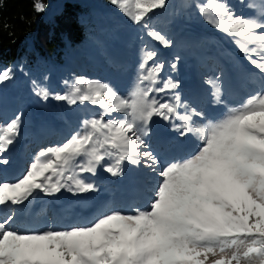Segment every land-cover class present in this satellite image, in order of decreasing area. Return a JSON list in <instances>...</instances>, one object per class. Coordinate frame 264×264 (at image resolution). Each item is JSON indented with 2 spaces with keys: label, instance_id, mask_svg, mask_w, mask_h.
<instances>
[{
  "label": "snow or ice",
  "instance_id": "6c2138e0",
  "mask_svg": "<svg viewBox=\"0 0 264 264\" xmlns=\"http://www.w3.org/2000/svg\"><path fill=\"white\" fill-rule=\"evenodd\" d=\"M109 2L145 28L149 14L166 6V0ZM192 6L221 31L242 38L237 45L245 60L264 77V3L259 18L236 15L227 0H202ZM34 7L45 10L40 2ZM147 35L164 47L172 46L159 31ZM141 53L136 82L125 93L80 77L70 93L55 95L73 105H99L104 114L85 120L83 132L41 151L16 181L0 180V206L22 204L36 190L46 195L65 188L95 191L93 182L65 175L78 158L83 161L77 164L79 171L93 174L106 158H114L105 167L113 176L123 173L125 161L137 166L143 161L157 176L147 204L128 212L105 211L102 206L90 220L60 229H20L9 215L0 220V264H264V88L238 106H225L218 117L208 118L187 105L180 115L179 95L175 103L154 95L179 84L171 79L159 82L163 64L155 48L143 45ZM9 78L8 70L0 73V82ZM39 95L47 99L50 93L42 90ZM222 95L217 84L216 104H223ZM154 117L178 119L181 135L191 134L197 141L194 150L183 157H172L164 144L155 152L146 150ZM19 131V116L0 125V157ZM6 164L8 160L0 158V165Z\"/></svg>",
  "mask_w": 264,
  "mask_h": 264
},
{
  "label": "rangeland",
  "instance_id": "374dc122",
  "mask_svg": "<svg viewBox=\"0 0 264 264\" xmlns=\"http://www.w3.org/2000/svg\"><path fill=\"white\" fill-rule=\"evenodd\" d=\"M98 1L102 6L105 3L108 4V9L116 7L109 0ZM227 2L236 15L243 16L248 11L249 17L259 18L261 4L264 0H227ZM248 4H254L255 7L250 8ZM51 8L50 5L45 15ZM182 9L186 11L188 7L186 8L185 5ZM120 13L126 16L123 12ZM174 19L182 21L183 17L176 13ZM201 19V16L197 18V25L204 27L201 24L203 19ZM191 31H186L185 36L201 39L200 32ZM135 41L129 40L126 50L107 41L105 43L108 48L107 52L102 54L92 67L83 70L74 71L69 68L68 57L63 58L62 62L57 65L54 77L46 79L45 83L34 80L39 83V86L33 87V93L25 87L18 92L17 96H12V82L19 80V76L13 70L10 72V78L3 81L0 86V125L19 116L20 131L14 143L9 145L8 150L0 157L8 160V164L0 165V180L16 181L26 173L34 158L41 151L62 144L76 132H83L85 120L104 114V110L99 105H92L88 101H77L73 105L67 101L56 100L48 88L55 87V95L68 94L80 77L108 83L119 93L127 92L135 84L142 55L141 48L147 44V41L140 40L136 50ZM240 41L243 39L240 38ZM156 45L162 46L159 42H155L154 46ZM222 46L225 47V44L221 45L220 41L215 39L210 43H202L201 40L199 47L191 52L190 62L183 63L189 75L186 76L183 70L179 72V81H177L179 87L165 92H155L154 95L161 101L170 103H175V97L179 95L181 107L178 113L180 115L185 113L184 105H187L188 110L195 108L197 111H203L208 118H214L225 112V106H238L246 97L264 88V77L244 59V54L238 53L234 48L235 45L230 47L227 44L228 48L225 49ZM159 53L161 58L158 60L165 61L167 67L159 74V82L164 83L170 71L169 66L173 64L170 62L171 56L169 55L172 50L159 49ZM199 54L202 55L203 64L200 62ZM84 57L83 53L81 55L83 61ZM37 74L43 76L44 72L40 70ZM169 79L173 82L175 80L172 77ZM217 84L223 92L220 97L223 101L222 105L214 102L213 91ZM42 90L50 93L47 99L39 95ZM112 116L118 118L119 114L113 113ZM107 118L109 117L105 114V119ZM193 120L197 124L203 123V120L198 117H193ZM179 125L180 121L175 118L164 120L154 117L149 135L145 137L148 145L146 150L155 152L161 144H164L172 157L187 156L194 150L197 141L191 134L181 135V131L178 130ZM140 147L144 148L143 145ZM82 163L83 161L78 158L65 175L78 176L86 182H93L96 185L95 191L76 193L65 188L54 195H46L36 190L22 204L0 206V220L11 215L14 218V226L20 229L68 228L90 220L96 210L102 206L105 211L115 208L128 212L132 209L143 208L152 196L157 176L151 169L144 167L143 161L139 166L125 161L121 166L123 173L117 176L105 170L106 166L114 163V158H106L102 162L104 166L98 167L95 174L79 171L77 164ZM55 179L53 177L54 181ZM211 259L213 257H209V260Z\"/></svg>",
  "mask_w": 264,
  "mask_h": 264
},
{
  "label": "trees",
  "instance_id": "16d2710c",
  "mask_svg": "<svg viewBox=\"0 0 264 264\" xmlns=\"http://www.w3.org/2000/svg\"><path fill=\"white\" fill-rule=\"evenodd\" d=\"M36 2L45 5L43 12L35 9ZM99 2L98 0H0V73L13 70L19 76V80L12 82V96H17L25 87L33 93L32 89L39 86L38 82L45 83L46 79L54 77L58 63L65 57H68L67 60L70 62L69 68L74 71L92 67L94 62L107 52L108 48L105 45L107 41L121 46L123 50L131 39L136 40V50L140 40L147 41L146 45L150 48H157L158 58H161L159 49L172 50L175 54L169 53L170 62L175 63L176 67L169 66L170 71L164 82L172 77L177 83L178 74L182 70L186 76L189 75L183 63L190 62L191 52L199 47L201 40L202 43H210L215 39L220 41L221 45L225 44V47L222 46L224 49L235 45V50L242 53L236 48L237 39L240 38L221 31L192 6L193 3L200 4L202 0H166L164 8L156 9L146 18L147 28L134 24L127 16L121 15V11L116 7L108 9V4L102 6ZM50 5L52 8L45 15ZM185 5L188 9L183 11ZM176 13L183 17L182 21L174 19ZM200 16L204 27L197 25V18ZM241 17L249 18L248 11ZM150 30L161 32L170 39L172 46H154L156 41L147 35ZM188 30L200 32L201 39L186 37L185 32ZM83 53L84 61L81 58ZM199 58L203 64L201 54ZM158 61L163 64L164 71L167 68L165 61ZM40 70L44 72L43 76L37 74ZM35 79L38 82L34 81ZM2 84L3 82H0V86ZM48 90L55 96V87L51 86Z\"/></svg>",
  "mask_w": 264,
  "mask_h": 264
}]
</instances>
